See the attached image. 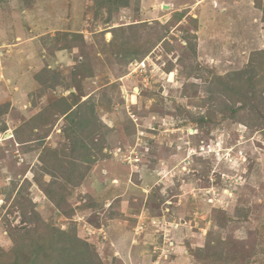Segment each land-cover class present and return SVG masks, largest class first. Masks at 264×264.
Segmentation results:
<instances>
[{
    "label": "rangeland",
    "instance_id": "obj_1",
    "mask_svg": "<svg viewBox=\"0 0 264 264\" xmlns=\"http://www.w3.org/2000/svg\"><path fill=\"white\" fill-rule=\"evenodd\" d=\"M0 74V264H264V0H0Z\"/></svg>",
    "mask_w": 264,
    "mask_h": 264
},
{
    "label": "trees",
    "instance_id": "obj_2",
    "mask_svg": "<svg viewBox=\"0 0 264 264\" xmlns=\"http://www.w3.org/2000/svg\"><path fill=\"white\" fill-rule=\"evenodd\" d=\"M78 110H76L75 111V114H76V112H77ZM76 116V115H75ZM75 116L74 115H70L69 114V116L67 117V119H69V126L70 127H72V128H70V132L72 133L69 137L70 138H72V142L70 143V146H73L77 141H78V138H77V132H76V128H74V124H75ZM77 144V143H76ZM75 149H76V145H75ZM99 149V148H98ZM98 149L95 147L94 149L93 148H90V147H88L87 145H86V149H85V152H84V154L85 153H87V154H94V153H97V152H99L98 151ZM74 150V149H73ZM100 151H101V149H100Z\"/></svg>",
    "mask_w": 264,
    "mask_h": 264
},
{
    "label": "bare ground",
    "instance_id": "obj_3",
    "mask_svg": "<svg viewBox=\"0 0 264 264\" xmlns=\"http://www.w3.org/2000/svg\"><path fill=\"white\" fill-rule=\"evenodd\" d=\"M108 36H109V34H108ZM7 137H9V135H8V136H6V138H7Z\"/></svg>",
    "mask_w": 264,
    "mask_h": 264
},
{
    "label": "crops",
    "instance_id": "obj_4",
    "mask_svg": "<svg viewBox=\"0 0 264 264\" xmlns=\"http://www.w3.org/2000/svg\"><path fill=\"white\" fill-rule=\"evenodd\" d=\"M1 75V74H0ZM2 77H3V75H2Z\"/></svg>",
    "mask_w": 264,
    "mask_h": 264
}]
</instances>
